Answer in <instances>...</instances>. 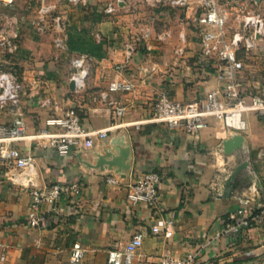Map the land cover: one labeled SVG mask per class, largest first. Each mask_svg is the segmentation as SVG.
<instances>
[{
  "label": "crops",
  "instance_id": "0c3cea01",
  "mask_svg": "<svg viewBox=\"0 0 264 264\" xmlns=\"http://www.w3.org/2000/svg\"><path fill=\"white\" fill-rule=\"evenodd\" d=\"M234 1L251 8L255 4L254 9L264 13V0ZM108 2L116 3L112 14L103 11ZM57 9L68 28L88 24L89 35L105 40V54L90 56L84 86L70 88L74 69L70 58L77 52L58 49L50 32H36L28 21L22 23L21 16H9V23L20 20L18 46L9 54L0 46V69H10L23 85L18 108L25 135L13 144L31 155L33 165L18 167L0 160V241L5 245L0 247L5 255L0 264H62L77 238L86 248L81 264H106L107 250L123 246L135 229L142 232L135 251L138 264H159L165 253L181 257L186 252H195L193 264H264V115L245 116L241 144L229 153L222 142L233 133L219 121L211 119L192 134L181 125L149 119L160 89L187 101L220 88L217 61H198L193 11L167 12L142 0L63 2ZM126 43L134 52L118 70L115 64L122 61ZM179 45L182 54L175 51ZM238 56L244 62L242 85L258 91L264 47L259 44ZM150 63L156 70L142 80L140 68ZM120 77L133 78L136 90L109 92V98L120 103L134 102L115 117L101 92ZM69 107L76 109L86 126L107 129L108 135L94 138L89 147L72 145L66 156H60L47 137L60 126L48 119L62 116ZM12 118V110L0 108V134ZM241 161L247 164L227 189L225 179ZM148 169L160 174L158 204L163 209L126 200L129 185ZM107 176L117 182L106 181ZM61 181H75L79 189L52 203L42 202L37 209L39 223L30 225L28 185ZM239 199L246 200L252 211L263 210V217L248 227L236 219L232 230L226 223ZM158 219L160 229L154 231L151 225Z\"/></svg>",
  "mask_w": 264,
  "mask_h": 264
},
{
  "label": "built area",
  "instance_id": "2783aa9c",
  "mask_svg": "<svg viewBox=\"0 0 264 264\" xmlns=\"http://www.w3.org/2000/svg\"><path fill=\"white\" fill-rule=\"evenodd\" d=\"M81 0H68L77 3ZM151 4H167L173 7H191L197 9L195 15L199 30L200 49L197 54L199 62L214 61L216 59V75L220 80L219 89H211L196 96L194 99L181 101L169 94L166 89H160L151 105L149 119L160 121L168 126L181 125L192 134L205 126L209 120L221 122L231 133L243 132L246 127L245 116L247 114L264 115V77L258 91H247L240 81L244 68L243 59L238 56L240 51H248L257 45L264 47V13L259 11H244L239 6L232 8L219 0H145ZM56 5L50 0H38L32 15L27 19L30 26L36 32H44L51 29L55 32L53 42L58 49H66L65 19L59 13H55ZM116 9L115 2H108L104 11L113 13ZM63 16V15H62ZM236 25L232 26V21ZM57 32V33H56ZM148 33V29L145 30ZM17 36L14 31L12 37ZM181 38L183 39L182 35ZM16 47L13 41L11 46ZM176 53H182L183 47L177 46ZM133 47L126 43L122 61L115 64V68L121 70L127 64L132 55ZM84 53L76 54L70 58L76 67L70 74L74 81V88L84 86L88 73V58ZM156 66L150 63L140 68L141 78L150 79ZM82 73V77H79ZM264 76V75H263ZM23 85L21 81L9 70L0 69V108H9L13 112L11 124L2 130L0 134V160L18 167L31 168L33 160L31 155L22 154L13 144L14 140L25 135V123L19 111V99ZM136 82L133 78L120 77L112 79L106 90L101 92V97L107 99L111 105L115 117L122 116L125 110L134 103L129 99L126 103H120L111 99L109 92H134ZM48 122L58 124L60 130L48 133V144L53 147L60 156H66L72 145L80 144L89 147L94 138H103L108 135L107 129H93L86 126L74 107L64 110L60 117H52ZM160 174L152 169L145 170L126 192V200L130 203H146L160 210L159 192L157 183ZM106 181L116 183L117 179L107 176ZM31 201L27 213L28 223L37 225L39 216L37 209L42 202L52 203L64 193L77 191L78 184L75 181L52 182L42 186L29 184ZM237 217L245 227L259 223L263 217V210L253 214L246 200L239 199L238 206L230 214V218ZM160 220L151 225L152 230H159ZM226 227L235 230V223L229 221ZM166 235L169 230L164 231ZM264 237V234H263ZM142 242V232L135 229L129 240L121 247H111L107 250L106 264H138L135 260V251ZM5 246L0 241V247ZM85 247L77 238L70 246L67 258L62 264H81ZM4 253H0V261L4 260ZM195 252H186L181 257H173L165 253L159 264H193Z\"/></svg>",
  "mask_w": 264,
  "mask_h": 264
},
{
  "label": "rangeland",
  "instance_id": "374dc122",
  "mask_svg": "<svg viewBox=\"0 0 264 264\" xmlns=\"http://www.w3.org/2000/svg\"><path fill=\"white\" fill-rule=\"evenodd\" d=\"M50 1L53 2L56 5V7L54 9V12L55 13H59L61 15V17L64 18V16H62L63 15L62 12H60L57 9L59 3L65 2V3L71 4V5H76V4L81 3V2L84 3L85 0H81V1H79L77 3H71V2H68V0H50ZM142 1L147 3V4H149V5H154V6L157 5L161 9L167 10V12L168 11L171 12L172 10H174V8H178V9L182 10L183 12L185 10H187V9H190L194 13L193 20L196 23L195 15L198 12L197 9H193L191 7H188V8H186V7H173V6H170V5H167V4H151V3H148L145 0H142ZM219 1L221 3H224L228 7L237 8V6H239L244 11H249V12L257 11L256 9H254L255 4H252V8H251L249 3L243 4V3H240V2H235L234 0H219ZM37 2H38V0H0V37H1L0 38V46L2 47V49H4L2 51H4V52L6 51L9 54L11 51L15 50L17 48V46H18V38H19L18 28H19L20 20L17 17L16 21H15L16 24H15V22L13 20H12V22L9 23V21L11 20V18H9V16H11V15L21 16L24 19V20H22V23H25V22H27L26 17H28L29 15L32 14L33 9H34L35 5L37 4ZM106 5L104 6V8L106 7ZM104 8H103V11H104ZM88 13L91 16H93V14H91L90 10L88 11ZM105 13H107V12H105ZM185 13H186V11H185ZM107 14H112V13L110 12V13H107ZM232 22H234V23H232V26H235L236 25V20H234ZM65 24H66V22H65ZM11 25H13V26L10 27ZM66 26H67V24L65 25V30H66ZM86 27L88 28V24H81L80 23V25H78V26L75 25V24H72L71 28H69V29H71L72 31L73 30H87ZM197 28H198V34H199L200 28L199 27H197ZM9 29H11V30L8 31ZM14 31H17V36L15 38L12 37V34L14 33ZM47 31L52 34V39H53V37L55 35V32H53L51 29H47L44 32H47ZM83 32L87 33L86 31H83ZM13 41L16 43V47L15 48L11 47L12 44H13ZM53 44H54V42H53ZM182 53H179V54H182ZM214 61H216V59ZM75 69H76V67L74 66L73 70H75ZM7 70L11 71L10 69H7ZM216 77H217V75H216ZM262 77H264V76H262ZM219 82H220V80H219ZM220 87H221V83H220ZM251 92H254V91H251ZM236 133H241V131L240 132H236Z\"/></svg>",
  "mask_w": 264,
  "mask_h": 264
},
{
  "label": "trees",
  "instance_id": "16d2710c",
  "mask_svg": "<svg viewBox=\"0 0 264 264\" xmlns=\"http://www.w3.org/2000/svg\"><path fill=\"white\" fill-rule=\"evenodd\" d=\"M32 15V14H31ZM30 15V16H31ZM29 18V17H28ZM27 18V19H28ZM28 21V20H27ZM70 25L69 28H71ZM66 26V47L70 51H75L77 54H87L89 56L101 57L105 54L103 48L104 39L96 40L92 35H89L87 30H71ZM86 31L87 33L83 32ZM259 210L253 211V214H257ZM237 217L231 218L229 221L236 223Z\"/></svg>",
  "mask_w": 264,
  "mask_h": 264
},
{
  "label": "water",
  "instance_id": "95a60500",
  "mask_svg": "<svg viewBox=\"0 0 264 264\" xmlns=\"http://www.w3.org/2000/svg\"><path fill=\"white\" fill-rule=\"evenodd\" d=\"M69 85H70V88H74V81L72 79H71ZM242 139H243V136L240 133H234L231 137L224 139L222 142L224 152L229 153L233 149L238 147L241 144ZM246 164H247L246 161H241L240 163H238L234 167V169L226 177L225 186L227 189L229 188L230 180L235 176V174L239 171V169L242 168L243 166H245Z\"/></svg>",
  "mask_w": 264,
  "mask_h": 264
},
{
  "label": "bare ground",
  "instance_id": "6f19581e",
  "mask_svg": "<svg viewBox=\"0 0 264 264\" xmlns=\"http://www.w3.org/2000/svg\"><path fill=\"white\" fill-rule=\"evenodd\" d=\"M79 77H82V73H80Z\"/></svg>",
  "mask_w": 264,
  "mask_h": 264
}]
</instances>
